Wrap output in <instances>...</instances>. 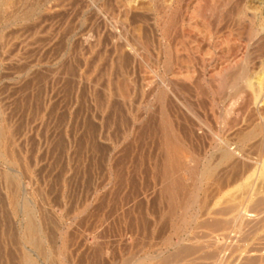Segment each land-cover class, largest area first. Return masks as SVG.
I'll return each mask as SVG.
<instances>
[{"label": "rangeland", "instance_id": "rangeland-1", "mask_svg": "<svg viewBox=\"0 0 264 264\" xmlns=\"http://www.w3.org/2000/svg\"><path fill=\"white\" fill-rule=\"evenodd\" d=\"M0 1V264H264V0Z\"/></svg>", "mask_w": 264, "mask_h": 264}, {"label": "bare ground", "instance_id": "bare-ground-1", "mask_svg": "<svg viewBox=\"0 0 264 264\" xmlns=\"http://www.w3.org/2000/svg\"><path fill=\"white\" fill-rule=\"evenodd\" d=\"M1 2V1H0ZM129 2V1H128ZM132 2V1H131ZM56 4V3H55ZM1 6V5H0ZM59 6V5H58ZM129 6V5H128ZM120 9V8H119ZM56 10V9H55ZM126 12V11H125ZM28 14V13H27ZM127 14V13H126ZM100 15V14H99ZM97 16V15H96ZM126 16V15H125ZM127 20V19H126ZM122 21V20H121ZM94 22V21H93ZM117 23H118V21H117ZM122 23V22H121ZM124 23H126L125 21H124ZM129 24V23H128ZM29 31V30H28ZM263 35V34H262ZM51 40V39H50ZM115 41V40H114ZM137 41H139V40H137ZM262 42H264V41H262ZM35 43V42H34ZM113 43V42H112ZM23 44V43H22ZM136 52V51H135ZM131 53H133V52H131ZM11 55V54H10ZM12 56V55H11ZM137 57V56H136ZM249 57V56H248ZM243 58V57H242ZM192 59V58H191ZM244 59V58H243ZM248 60V59H247ZM187 62V61H186ZM241 63V62H240ZM239 64V63H238ZM237 64V65H238ZM229 65V64H228ZM233 65V64H232ZM243 65V64H242ZM233 66H235V64L233 65ZM241 66V65H240ZM249 66V65H248ZM227 67V66H226ZM243 67H246V66H243ZM235 68V67H234ZM229 69H230V67H229ZM236 69H237V67H236ZM240 69V68H239ZM245 70V69H244ZM244 70H243V68H241L238 72H237V75H236V77H238V76H242V75H245V72H244ZM187 72V71H186ZM220 73L222 72V71H219ZM226 72H227V74L229 73L228 72V70H227V68H224V73L226 74ZM231 74H232V72H230ZM225 74H224V76H225ZM222 76H223V74H222ZM229 77V76H228ZM227 77V78H228ZM230 77H231V75H230ZM230 77H229V79H230ZM234 77V76H233ZM243 77V76H242ZM239 78V77H238ZM112 79V78H111ZM223 79H224V77H223ZM100 80V79H99ZM221 80H222V78H221ZM98 81V80H97ZM147 82V81H146ZM173 82V81H172ZM111 83V82H110ZM225 83V82H224ZM223 83V84H224ZM227 83V82H226ZM232 83V82H231ZM236 83V82H235ZM99 84V83H98ZM119 84V83H118ZM127 84V83H126ZM125 84V85H126ZM218 84V83H217ZM220 84H221V82H220ZM222 84V85H223ZM239 84V83H238ZM264 84V83H263ZM248 87H253V88H255L254 87V83L252 82V80L251 79H247V84H246ZM258 85H259V87H260V89H261V87L263 88V85H262V80H261V78H259V81H258ZM132 86V85H131ZM151 86V85H150ZM223 86H225V84L223 85ZM230 86V85H229ZM228 86V87H229ZM232 86V85H231ZM105 87V86H104ZM123 87V86H122ZM121 87V88H122ZM238 87V86H237ZM126 88V87H125ZM147 88V87H146ZM212 88V87H211ZM223 88V87H222ZM230 88H232V87H230ZM214 89V88H213ZM219 89V88H218ZM238 89V88H237ZM115 90V89H114ZM215 90V89H214ZM258 90V89H257ZM124 91H126L125 89H124ZM239 91H240V89H239ZM238 91V92H239ZM113 92V91H112ZM120 92V91H119ZM126 92H128V91H126ZM216 92V91H215ZM237 92V93H238ZM99 93V92H98ZM131 93V92H130ZM138 93V92H137ZM136 93V94H137ZM255 95L254 96H256V92L254 93ZM129 95V94H128ZM136 96V95H135ZM138 96V95H137ZM226 97V96H225ZM229 97V96H228ZM245 97V96H244ZM258 97V96H257ZM110 99H112V98H110ZM127 99V98H126ZM256 99V98H255ZM251 100H252V98H251ZM257 100V99H256ZM256 100H254V101H256ZM120 101V100H119ZM79 102V101H78ZM115 102V101H114ZM107 103H109V102H107ZM232 103V102H231ZM237 103V102H236ZM255 103V102H254ZM132 104V103H131ZM134 104V103H133ZM234 105V104H233ZM149 106V105H148ZM237 106V105H236ZM79 107V106H78ZM234 107V106H233ZM257 107V106H256ZM120 108V107H119ZM250 108H252V107H250ZM249 108V109H250ZM98 109V108H97ZM139 109V108H138ZM155 109V108H154ZM235 109V108H234ZM240 109V108H239ZM252 110V109H251ZM99 111V110H98ZM104 111V110H103ZM121 111V110H120ZM249 111V110H248ZM115 112V111H114ZM139 112V111H138ZM231 112V111H230ZM229 112V110L227 111V113H230ZM117 113V112H116ZM154 113V112H153ZM162 113V112H161ZM240 114V113H239ZM118 115V114H117ZM136 115V114H135ZM80 116V115H79ZM82 116V115H81ZM239 116V115H238ZM98 117V116H97ZM144 117V116H143ZM231 117V116H230ZM108 118V117H107ZM137 118V117H136ZM180 120V119H179ZM80 121V120H79ZM94 121V120H93ZM130 121V120H129ZM173 121V120H172ZM232 122V121H231ZM125 123V122H124ZM227 123H229V122H227ZM80 124V123H79ZM115 124V123H114ZM139 124V123H138ZM173 124V123H172ZM185 124V123H184ZM238 124V123H237ZM117 125V124H116ZM222 126H223V123H222ZM264 126V125H263ZM200 127V126H199ZM102 128H104V127H102ZM173 128V127H172ZM260 128H262V126L261 127H259V129ZM139 129V128H138ZM167 129V128H166ZM192 129V128H191ZM262 129H264V127L262 128ZM172 130V129H171ZM258 130V129H257ZM256 130V132H253L252 134H254V133H259V131L260 130H258L257 131ZM114 131V130H113ZM129 131V130H128ZM189 131V130H188ZM195 131H196V129H195ZM262 131H264V130H261V132ZM139 133V132H138ZM137 133V134H138ZM167 133H168V131H167ZM173 133V132H172ZM182 133V132H181ZM202 133V132H201ZM123 134V133H122ZM248 134H251V132L250 133H248ZM119 135V134H118ZM139 135V134H138ZM169 135V134H168ZM176 135V134H175ZM185 135V134H184ZM195 135V134H194ZM255 135H257V134H255ZM260 135V134H259ZM259 135H257V136H259ZM2 136V135H1ZM171 136V135H170ZM228 136V135H227ZM114 137V136H113ZM237 137V136H236ZM247 137V136H246ZM252 137H254V135L252 136ZM168 138V137H167ZM172 138V137H171ZM180 138V137H179ZM261 138H263L262 136H261ZM3 139V138H2ZM124 139V138H123ZM138 139V138H137ZM250 139V138H249ZM258 139V138H257ZM126 140V139H125ZM193 140V139H192ZM247 140V139H246ZM104 141V140H103ZM173 142V141H172ZM174 143H176L175 142V140H174ZM227 143V142H226ZM229 144V143H228ZM95 145V144H94ZM170 145V144H169ZM177 145V144H176ZM258 145H259V148L263 151V145H264V139H262L259 143H258ZM180 146V145H179ZM183 146V145H182ZM224 146V145H223ZM226 146H227V144H226ZM110 147V146H109ZM115 147V146H114ZM178 147V146H177ZM96 148V147H95ZM168 148V147H167ZM186 148V147H185ZM90 149V148H89ZM120 149V148H119ZM170 149V148H169ZM182 149V148H181ZM228 150V148H226L225 146L223 147V149H221V151H222V154H221V158H220V160H219V162L217 163V164H208V166L206 167V169H205V171H203V173H202V178H201V183H202V185L203 184H208L211 180H212V178L214 177L213 175H215V170H217L216 169V167L215 166H221V165H227V166H231L232 168H235V170H236V168L238 169L239 167H240V162L239 161H237L235 158V156H237V153H236V151L234 152V150H232L231 149V151H227ZM240 149V148H239ZM126 150V149H125ZM178 150V149H177ZM176 150V152H178ZM233 151V152H232ZM241 151V150H240ZM13 152V151H12ZM110 152V151H109ZM126 152V151H125ZM165 152H167V151H165ZM121 153V152H120ZM169 153V152H168ZM179 154H180V152H178ZM178 153H177V155H178ZM193 153V152H192ZM258 153H260V151H258ZM83 154V153H82ZM170 154V153H169ZM175 154V153H174ZM261 154H263V152H261ZM143 155V154H142ZM103 156V155H102ZM141 156V155H140ZM169 156V155H168ZM173 156V155H172ZM246 156V155H245ZM178 159H180V155H178ZM261 157V156H260ZM196 158V157H195ZM241 158V157H240ZM239 158V159H240ZM246 159V158H245ZM249 159V158H248ZM260 159V158H259ZM259 159H257V160H259ZM194 160V159H193ZM243 160H244V158H243ZM251 160V159H250ZM118 161V160H117ZM120 161V160H119ZM167 161V160H166ZM180 161V160H179ZM190 161H192V160H190ZM252 161H256V160H252ZM171 162V161H170ZM208 162V161H207ZM217 162V161H216ZM258 162V161H257ZM182 163H183V167L182 168H185L186 167V164H184V161H182ZM194 163V162H193ZM243 163V165H245L244 163H246V160H245V162H242ZM181 164V163H180ZM177 165H178V163H177ZM247 165H248V162H247ZM100 166V165H99ZM117 166V165H116ZM239 166V167H238ZM174 167V166H173ZM191 167V166H190ZM250 167V166H249ZM177 168V167H176ZM175 168V169H176ZM188 168V167H187ZM218 168V167H217ZM255 168V167H254ZM253 168V171H252V175H248L244 180H242V181H238V177H237V179L236 178H233V179H227V184L228 185H231V184H237V189L240 191V192H242V194L243 195H245L244 197H242L243 198V200L245 201V203L248 201V197L247 196H249V198H250V195L251 194H254L253 192L254 191H258L257 189L258 188H256L255 189V184H256V186L258 185L257 183H259V186L260 187H263L264 188V160H261V162L259 161V163H258V166L254 169ZM169 169V168H168ZM191 169V168H190ZM231 169V168H230ZM244 169V168H243ZM194 170H196V169H194ZM234 170V169H233ZM240 170V169H239ZM245 170V169H244ZM244 170H243V172H244ZM166 171V170H165ZM236 171H238V170H236ZM192 172V171H191ZM219 172V171H218ZM225 172V171H224ZM223 172V173H224ZM233 172V171H232ZM175 173V172H174ZM169 174V173H168ZM178 174V173H177ZM218 174V173H217ZM250 174V173H249ZM180 175V174H179ZM234 175H235V173H234ZM241 176H243V175H241ZM167 177V176H166ZM11 178V177H10ZM174 178V177H173ZM194 178V177H193ZM188 179V178H187ZM16 180V179H15ZM166 180V179H165ZM177 180H179V179H177ZM169 181H170V179H169ZM199 181V180H198ZM213 181V180H212ZM211 181V182H212ZM172 182V181H171ZM186 182V181H185ZM193 182V181H192ZM196 182V181H195ZM210 182V183H211ZM15 183V182H14ZM176 183V182H175ZM188 183V182H187ZM171 184V183H170ZM185 184V183H184ZM215 184V183H214ZM100 185H101V183H100ZM169 185V184H168ZM172 185H173V183H172ZM234 185V186H235ZM171 186V185H170ZM180 186H181V184H180ZM184 186V185H183ZM195 186V185H194ZM208 186V185H207ZM219 186V185H218ZM236 187V186H235ZM169 188V187H168ZM201 188V187H200ZM215 188V187H214ZM170 189V188H169ZM227 189V188H226ZM198 190H200L199 188H198ZM98 191V190H97ZM259 192V191H258ZM260 193V192H259ZM194 194V193H193ZM246 194H247V196H246ZM96 197V196H95ZM192 199H193V196H192ZM203 199V198H202ZM195 201V200H194ZM237 201V200H236ZM240 201V200H239ZM260 201V200H259ZM204 202V201H203ZM184 203H185V201H184ZM234 203V202H233ZM244 203V202H243ZM251 204V203H250ZM24 205V204H23ZM186 205V204H185ZM236 205V204H235ZM245 205V204H244ZM252 205V204H251ZM184 206V205H183ZM192 206V205H191ZM186 207V206H185ZM249 207V206H248ZM252 207V206H251ZM95 208V207H94ZM242 208H243V206H242ZM241 208V206H240V209H242ZM247 208V207H246ZM97 209V208H96ZM25 210V209H24ZM32 211V210H31ZM240 211V210H239ZM250 211V210H249ZM28 212H30V211H28ZM242 212V211H241ZM240 212V213H241ZM27 214V213H26ZM30 214V213H29ZM29 214H27V215H29ZM100 214V213H99ZM237 214V213H236ZM31 215V214H30ZM29 215V216H30ZM97 215V214H96ZM26 216V215H25ZM24 216V217H25ZM28 216V217H29ZM32 216V215H31ZM242 216V215H241ZM30 218V217H29ZM29 218H27V219H29ZM26 219V220H27ZM31 219V218H30ZM184 220V219H183ZM32 220H30L29 222H28V225H27V229L26 230H28V236L26 237L28 240L27 241H29V243L30 244H32V245H37V238L36 237H34L35 235H34V233H35V228H34V225L32 224V222H31ZM34 222V221H33ZM97 222V221H96ZM101 223V222H100ZM184 223H185V221H184ZM97 225H99V224H97ZM98 231V230H97ZM103 232V231H102ZM103 234V233H102ZM104 235H106V234H104ZM96 237V236H95ZM98 237V236H97ZM39 241V240H38ZM41 242V241H40ZM105 242V241H104ZM42 243V242H41ZM170 243V242H169ZM39 244V243H38ZM97 244V243H96ZM98 245V244H97ZM103 245V244H102ZM101 246V245H100ZM37 247V246H36ZM42 247V246H41ZM39 249V248H38ZM97 250V249H96ZM105 251V250H104ZM110 251V250H109ZM29 255V254H28ZM31 256V255H30ZM27 257V256H26ZM27 260V259H26ZM29 264H35V262L32 260V259H30V258H28V261H27Z\"/></svg>", "mask_w": 264, "mask_h": 264}]
</instances>
